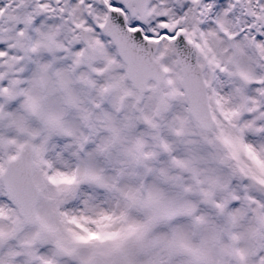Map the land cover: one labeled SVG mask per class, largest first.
<instances>
[{"label": "snow or ice", "instance_id": "snow-or-ice-1", "mask_svg": "<svg viewBox=\"0 0 264 264\" xmlns=\"http://www.w3.org/2000/svg\"><path fill=\"white\" fill-rule=\"evenodd\" d=\"M0 264H264V0H0Z\"/></svg>", "mask_w": 264, "mask_h": 264}]
</instances>
